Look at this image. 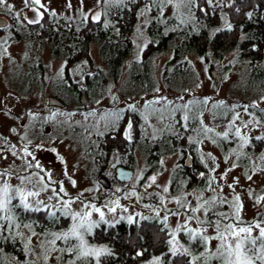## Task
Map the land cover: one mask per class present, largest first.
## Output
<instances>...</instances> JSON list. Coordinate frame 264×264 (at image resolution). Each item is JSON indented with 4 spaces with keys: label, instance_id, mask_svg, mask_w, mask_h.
Returning <instances> with one entry per match:
<instances>
[{
    "label": "rangeland",
    "instance_id": "1",
    "mask_svg": "<svg viewBox=\"0 0 264 264\" xmlns=\"http://www.w3.org/2000/svg\"><path fill=\"white\" fill-rule=\"evenodd\" d=\"M120 1L40 0L39 5L26 6L24 0H6L4 5H0V17H5L3 29L9 24L7 16L19 14L23 8L26 22L39 19L41 9L71 19L87 15L94 19L96 13H104L110 5ZM154 2L160 8L158 17L163 24L174 18L182 27L186 24L192 25L193 29L201 27L194 23L187 12V0H152ZM33 8L37 11L34 12ZM150 8V3H147L138 10L131 35L132 52L123 63L119 78L87 97L86 105L72 102L63 109L48 107L47 97L53 96L56 91L55 84L61 80L64 60L54 57L44 44L9 41V30L0 35V187L7 183L13 194L17 188L26 193H38L28 197L27 202L33 208L39 207L40 211L46 212L48 227L49 223H56L60 219L59 227L45 228L41 233L35 231L32 220L24 223L15 221L12 225L24 246L25 255L22 262L6 258L7 264H70L75 260H78L75 264H89L90 259L92 264H98L94 255L77 259L76 246L79 241L74 237L56 239L57 235L69 232L73 223H79V217L76 221L72 220L73 214L83 216L91 212L90 219L100 221V215L93 210V205L104 213V220L100 223L107 225L134 219L163 222L170 234L169 241H173L170 251L175 247L176 252L189 255L191 261L197 264L212 259L223 264L218 252L221 241L214 238L217 236V219L221 221V231L224 225L231 223L236 228L251 227V237H259L256 225L264 227V147L256 154H248L249 172L240 167L237 161L245 155L244 148L250 140L264 138V119L255 115L258 110L264 112V77L248 78L250 71L246 62L238 58V51L234 49L218 61L210 56L207 64L195 55H185L181 60L186 61L189 67L176 73L180 77L170 78L168 72L171 71H167L164 77V65L172 58V50H167L152 55L146 62L151 82L149 79L141 87L130 86L127 83L129 66L132 62H141L142 52L149 40L145 28L151 20ZM18 23L22 27L25 25L21 19ZM168 29L179 28L170 26L165 31ZM214 30L216 28L211 29L209 35ZM88 54L93 68L105 71V64L95 44L90 45ZM36 59L44 66V81H34L36 85L31 86L23 72L26 65ZM259 63L264 74V56ZM211 71L219 77L218 89ZM91 72L85 61L76 62L69 68V77L79 82L84 73ZM80 88L83 90V85ZM225 108L230 111L227 121L216 122L213 111L221 118ZM123 109L139 112L142 135L148 142L160 136L174 112L178 111L182 120L185 116L190 119L195 111L199 112L196 119L201 131H192L184 146V149L194 147L195 158L203 168L202 173L197 175L198 183L187 187L178 178L176 183L171 184L179 151L161 156L160 168L144 176L147 166L143 146L134 149L135 164L129 181L118 183L115 180L116 157L108 163L105 171L99 172L93 154L84 151L85 146H82L81 139L74 137V131L88 129L90 133L100 135ZM237 129L240 136L236 135ZM164 132L169 130L166 128ZM125 135L128 136V133ZM241 137L246 138L247 143ZM218 140L231 143H227L225 150H222ZM25 149L30 154H26ZM213 197L216 198L214 202L205 204ZM65 202L68 203L67 208ZM13 205L22 206L19 195H15L8 205L9 211H0L11 220H15ZM193 208L199 210L193 212ZM221 213L226 214L228 219L221 217ZM64 218L67 220L62 221ZM209 222H212L211 225ZM35 223L43 227L40 220ZM178 226L183 227L177 231ZM188 229L195 230V239ZM81 231L85 240L92 232ZM224 234L227 236L226 243L234 244V238L228 236L227 232ZM201 237L209 239L203 240ZM196 241L202 247L199 252L191 246ZM87 243L90 247L106 250L104 245ZM69 247L74 251H67ZM70 253L74 255L73 258L68 256ZM143 264H160V259L154 258Z\"/></svg>",
    "mask_w": 264,
    "mask_h": 264
},
{
    "label": "trees",
    "instance_id": "2",
    "mask_svg": "<svg viewBox=\"0 0 264 264\" xmlns=\"http://www.w3.org/2000/svg\"><path fill=\"white\" fill-rule=\"evenodd\" d=\"M147 3L151 5V20L145 28L149 40L142 52L141 62H132L129 66L127 83L130 86L141 87L149 79L151 82L146 62L152 55L167 50H172V58L164 65V77L167 71H171L168 72L170 78L180 77L176 73L189 67L186 61L181 60L185 55H195L207 64L210 56L218 61L233 49L238 51V58L246 62L250 77L262 75L259 62L264 56V0H212L211 3L207 0H195L192 5L186 4L187 12L192 16L194 23L200 24L199 29H193L190 24L182 27V24L174 18L168 19L166 24H163L158 17L160 8L155 2L152 3V0H122L118 4L110 5L106 12L100 14L99 20H94L91 15L71 19L41 9L39 22L29 24L24 20L23 8L18 16L14 14L7 16L8 27L1 28L0 35L9 30V41L25 40L44 44L54 57L64 60L61 80L57 85L55 84L56 91L53 97L65 106L72 102L82 104L79 98L82 92L87 99L101 91L106 83H115L119 78L123 63L132 52L131 35L137 22L138 10ZM222 16H224L223 25ZM19 19L25 23L23 27L19 26ZM170 26L179 29H168L166 32L165 29ZM215 28L216 30L209 35L210 30ZM91 44L97 46L99 56L105 64V71L93 68L88 54ZM81 61H85L92 72L84 73L81 81L74 82L69 77V68ZM23 75L28 80V85H36L34 81L42 83L44 66L36 59L26 65ZM80 85H83V90ZM134 112L123 109L115 121L110 123L109 128L100 135L90 133L88 129H76L74 131L76 136L71 135L81 139L86 153L93 154L99 172L105 171L115 157L118 158L116 165L132 169L135 164L133 152L138 145L144 147L147 169L143 174L148 176L153 170L160 168L161 156L176 152L179 145L187 139L189 133L187 130H184V133L177 132L180 127L176 123L179 122L180 116L175 114L171 118L172 122L168 123L173 126H171L173 132H170L168 124H165L160 136L148 142L142 135L141 116L138 112L136 114ZM229 114L230 111L225 108L222 117L216 116L215 119L225 123ZM257 116L264 119L262 113H258ZM126 122L131 123L133 139L131 141H128L123 134ZM193 125L195 124L190 123L188 130ZM165 127L169 132H164ZM217 143L222 150H225L227 143L231 142L218 140ZM262 147V139L250 140L245 145V155L238 159L237 164L249 172L250 155L248 154L258 153ZM179 162L180 160L177 161L171 184L176 183L179 178L187 187L192 186L193 182H188L185 175H182L183 166ZM199 170L203 171V168ZM13 212L15 220L3 219L2 217L9 216H3L0 212V264H7L6 258H14L17 262L24 260V246L12 225L15 221L24 223L26 220H32L35 231L40 233L45 228L54 229L60 226L59 219L56 223L55 221L52 222L53 224L49 223L48 227L45 211H25L22 206L13 205ZM36 220H40L43 227L38 226ZM66 220L64 218L62 221ZM87 237L90 243L107 247L105 253L97 258L98 264H143L156 257L160 259V264H197V262L193 263L190 256L185 253L173 254L170 251L168 228L156 219L118 221L113 225L100 223ZM191 246L198 252L202 248L197 241ZM258 247L259 240L256 245L257 249ZM253 260L254 264H261V261L256 260L255 257ZM89 264H92L91 259ZM203 264H219V262L217 259H212Z\"/></svg>",
    "mask_w": 264,
    "mask_h": 264
},
{
    "label": "snow or ice",
    "instance_id": "3",
    "mask_svg": "<svg viewBox=\"0 0 264 264\" xmlns=\"http://www.w3.org/2000/svg\"><path fill=\"white\" fill-rule=\"evenodd\" d=\"M122 2V0H121ZM208 3H211L212 0H207ZM6 3V0H0V5H4ZM24 3L26 6H30L32 4L39 5L40 0H24ZM195 3V0H187L188 5H192ZM42 6V5H41ZM9 8H11V5H8ZM33 11L36 12L37 10L33 8ZM19 15V14H17ZM40 14L37 12V16ZM95 20L100 19V13H96L94 16ZM38 19H29L28 23H38ZM229 27H231L229 25ZM206 103V101H205ZM131 107V106H130ZM134 110V109H133ZM185 120L188 119L187 116L184 117ZM129 129H131V124H129ZM205 131H211L210 129H205ZM225 137H227V133L224 134ZM236 135L240 136V132L237 129ZM242 140H244L245 143H247L246 138L241 137ZM257 139H264L262 137H257ZM190 142H192L190 140ZM26 154L27 149H25ZM39 165H37L38 167ZM203 175V174H201ZM154 179V178H153ZM74 183V182H73ZM63 189H61L62 191ZM167 191V189H165ZM15 195H19L20 198V204L22 205L23 209L25 211H40L41 209L39 207L33 208L32 205H30L28 201V197L30 196H36L38 193L35 192H25L23 189L17 188L13 190L10 188V186L5 183L2 187H0V211H9L8 205L11 203V201L15 198ZM238 199V197H237ZM216 200L215 197L212 198V201H205V204H211ZM223 202V201H221ZM179 203V201H178ZM65 208L68 207V203L65 202ZM87 207V205L85 206ZM200 207H204V205H200ZM93 210L100 215V221H92L90 219L91 212L84 213L83 216L80 215V213H76L72 215V220L76 221L79 217V223H73L72 227L70 228L69 232L63 233L62 235H57L56 239H65L68 240L69 237H74L76 240L79 241V244L76 246V249L78 250L77 259H80L81 257H88V256H96L99 258L102 252L106 251L105 249H96L93 247L88 246L87 241L84 239V232L81 230L83 229L86 232H91L92 229L100 222L104 220V213L101 211V209L96 208L94 205L92 206ZM115 209H110V211H114ZM198 208H193L192 211H198ZM208 209H205V213L207 214ZM51 215H55V213H52ZM221 217L224 219H228L227 215L224 213L220 214ZM3 219H11V217H2ZM189 219H192V217H189ZM202 223L201 221H198ZM212 222H209L211 225ZM183 226H178L177 231L180 230V228ZM215 227L217 230V236L214 237L215 239H218L221 241L220 248L218 249L219 252V258L223 261V264H254L253 257H255L256 260L261 261V264H264V227H260L259 224L256 225L257 228H259V237L252 238L251 227H234L233 224L229 223L224 225V230L221 231V221L220 219H217L215 221ZM225 232H227L228 236H231L234 238V244L233 243H226L227 236H225ZM188 233L192 236L193 239H195V230L188 229ZM241 234H244L243 236ZM203 240H208L209 237H201ZM259 240V247L256 248L257 241ZM173 241H169V244H172ZM247 245V246H246ZM221 249L223 251H221ZM69 252L74 251V248L69 247L66 249ZM173 254H176V249L173 247L172 249ZM139 255V254H138ZM234 257V259H233ZM70 264H75V261H71Z\"/></svg>",
    "mask_w": 264,
    "mask_h": 264
},
{
    "label": "flooded vegetation",
    "instance_id": "4",
    "mask_svg": "<svg viewBox=\"0 0 264 264\" xmlns=\"http://www.w3.org/2000/svg\"><path fill=\"white\" fill-rule=\"evenodd\" d=\"M5 18V17H4ZM250 72H248V78H251L250 77V74H249ZM260 77H264V74L262 73V75L260 76ZM49 97V96H48ZM80 99H81V94H80V97H79ZM66 106H65V104H64V108H65ZM54 108H59V107H54ZM59 109H63V108H59ZM212 109V108H211ZM133 111H135L134 113L136 114V112H138L137 110H133ZM203 111V110H202ZM251 111L252 112H254V109H251ZM139 113V112H138ZM197 113H199V112H197ZM196 113V111L195 112H193V114L191 115V120L188 118V120H185V119H181V117L179 118V122L178 123H176V125H178L180 128H178L177 129V132H183L184 133V130H187L189 133H188V135L192 132V131H194V130H196V129H198L199 130V128L197 127V125L199 124L198 123V121H197V119H196V117H198V114ZM215 113V112H214ZM260 114V113H262V114H264V112H262L261 110H258L257 111V114ZM179 115V113L176 111V112H174V114L173 115ZM253 114H255V113H253ZM257 114H256V116H257ZM215 118H216V116H217V114L215 113L214 115H213ZM188 117V116H187ZM258 117V116H257ZM215 121L216 122H219L218 120H216L215 119ZM169 122H172L171 120L169 121ZM184 122L186 123V124H184ZM140 123H141V121H140ZM195 124V125H193L192 126V130L190 131V130H188V125L189 124ZM125 124V123H124ZM129 124H131L130 122H126V124H125V126H124V130H123V134H124V136L128 139V141H131V140H133L132 139V132H131V129H129ZM185 125V126H184ZM168 126H169V128H170V132H173V129L171 128V126L172 125H169L168 124ZM199 126V125H198ZM173 127V126H172ZM185 127V128H184ZM126 130V131H125ZM199 131H201V130H199ZM126 133H128V136H126L125 134ZM172 135V134H171ZM187 138H188V136H187ZM262 143H263V147H264V141L262 140ZM187 144V139L185 140V141H183L180 145H179V149H177L176 151H179V152H177V153H179L180 154V156H179V158H178V160H180V164L183 166V169H181L182 170V175L184 174L185 175V177L188 179V182H190V181H192L194 184H196V183H198V181H199V178H197V175L199 174V173H202V171H200L199 170V168H201V166L198 164V162H197V160H195V152H194V147L192 146H189V147H187L186 149H184V146ZM138 146V145H137ZM136 146V147H137ZM263 147L262 148H260V150L259 151H261L262 149H263ZM137 149V148H136ZM187 157H189L190 158V163H189V167H185V159L187 158ZM117 166H121V165H116L115 166V168L117 167ZM121 167H123V166H121ZM115 168H114V178H115ZM123 168H126V167H123ZM127 169H130V168H127ZM131 171H132V173H133V170L132 169H130ZM175 171V170H174ZM174 171H173V173H172V175H171V178H173V176H174ZM131 176H132V174H131ZM115 180H116V178H115ZM117 181V180H116ZM129 181V180H128ZM99 182H101V181H99ZM118 183H125V182H119V181H117ZM127 182V181H126ZM102 183V182H101ZM103 185L105 186V184L103 183ZM102 185V186H103ZM103 186V187H104ZM96 228V227H95ZM93 231V230H92ZM92 233V232H91ZM86 240L89 242V238L86 236ZM90 243V242H89ZM106 247V246H105ZM106 250H107V247H106ZM68 256L70 257V258H73L74 257V255L73 254H68ZM157 258V257H156ZM154 259V258H153ZM76 262L78 261V260H75ZM150 261V260H149Z\"/></svg>",
    "mask_w": 264,
    "mask_h": 264
},
{
    "label": "water",
    "instance_id": "5",
    "mask_svg": "<svg viewBox=\"0 0 264 264\" xmlns=\"http://www.w3.org/2000/svg\"><path fill=\"white\" fill-rule=\"evenodd\" d=\"M5 25V19L0 17V28H2ZM211 77L214 79L215 83H216V89L219 88V77L215 74L214 71L210 72ZM81 103L83 105H86V98L84 95V92L81 93ZM47 106L48 107H59V108H64V104L58 100L57 98L53 97V96H49L47 97ZM190 163V158L187 157L185 159V167H189ZM132 174V171L130 169L127 168H123L121 166H117L115 168V178L117 181L119 182H126L130 179Z\"/></svg>",
    "mask_w": 264,
    "mask_h": 264
}]
</instances>
